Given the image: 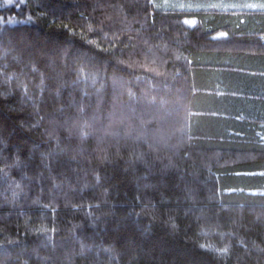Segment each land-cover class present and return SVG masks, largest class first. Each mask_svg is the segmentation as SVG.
I'll list each match as a JSON object with an SVG mask.
<instances>
[{
    "label": "trees",
    "instance_id": "1",
    "mask_svg": "<svg viewBox=\"0 0 264 264\" xmlns=\"http://www.w3.org/2000/svg\"><path fill=\"white\" fill-rule=\"evenodd\" d=\"M260 5L0 0V264H264Z\"/></svg>",
    "mask_w": 264,
    "mask_h": 264
},
{
    "label": "crops",
    "instance_id": "2",
    "mask_svg": "<svg viewBox=\"0 0 264 264\" xmlns=\"http://www.w3.org/2000/svg\"><path fill=\"white\" fill-rule=\"evenodd\" d=\"M234 6L235 5H229L227 7L231 8V9H234ZM256 74H259L260 76H264V74H261V73H256ZM254 74V75H256ZM260 95L259 96V99L262 100L264 102V86L262 88V92L259 93ZM252 124H256L260 127L261 131H257L255 132V129H254V132L256 133L257 136H260L261 138H264V120H258V119H255L253 121H251ZM254 128V127H253Z\"/></svg>",
    "mask_w": 264,
    "mask_h": 264
},
{
    "label": "rangeland",
    "instance_id": "3",
    "mask_svg": "<svg viewBox=\"0 0 264 264\" xmlns=\"http://www.w3.org/2000/svg\"><path fill=\"white\" fill-rule=\"evenodd\" d=\"M149 53H150V51H149ZM149 55H151L150 57H151L155 62H157V64H158V63H159V64H162V63H163V61L160 59V57L158 58V57L156 56L157 54L152 53V54H149ZM165 128H166V127H165ZM165 135H166V132L164 131V128H162V129H159V130L156 132L155 135H152L151 132L147 131V132H145V133L143 134V137H144V139H145V137L150 136V137H153L154 140L158 141L157 139L160 138V137H162V139H164V138H165ZM156 136H157V139H156Z\"/></svg>",
    "mask_w": 264,
    "mask_h": 264
},
{
    "label": "snow or ice",
    "instance_id": "4",
    "mask_svg": "<svg viewBox=\"0 0 264 264\" xmlns=\"http://www.w3.org/2000/svg\"><path fill=\"white\" fill-rule=\"evenodd\" d=\"M248 7H250V8H255V7H257V5L250 4V5H248ZM259 7H264V5H260ZM186 23H192V24H194L195 22H194V21H191V22L186 21ZM226 35H227L226 33H220L219 36H218L217 38L219 39V38L225 37ZM218 251L223 252V251H226V250H223V249H222V250H218Z\"/></svg>",
    "mask_w": 264,
    "mask_h": 264
}]
</instances>
